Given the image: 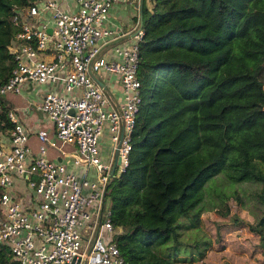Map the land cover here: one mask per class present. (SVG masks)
Instances as JSON below:
<instances>
[{"label":"trees","instance_id":"16d2710c","mask_svg":"<svg viewBox=\"0 0 264 264\" xmlns=\"http://www.w3.org/2000/svg\"><path fill=\"white\" fill-rule=\"evenodd\" d=\"M29 4L0 0V85L13 66L14 17ZM142 16V101L105 201L125 264H182L210 245L182 235L199 227L205 187L257 183L264 206V0H149ZM11 107L0 93V133L13 126ZM249 227L264 246V208ZM0 264H18L1 243Z\"/></svg>","mask_w":264,"mask_h":264},{"label":"built area","instance_id":"2783aa9c","mask_svg":"<svg viewBox=\"0 0 264 264\" xmlns=\"http://www.w3.org/2000/svg\"><path fill=\"white\" fill-rule=\"evenodd\" d=\"M115 1L30 0L14 17L13 66L0 93L21 94L29 82L32 89L60 82L64 91H35L43 93L37 108L51 132L46 125L29 130L9 108L13 126L0 133V243L18 264H125L112 240L105 192L116 150L114 174L127 164L142 101V27L138 20L135 40L118 41L126 30L108 23ZM99 70L113 77L108 91ZM104 129L113 142L110 159L101 154ZM48 145L62 158L48 157Z\"/></svg>","mask_w":264,"mask_h":264},{"label":"rangeland","instance_id":"374dc122","mask_svg":"<svg viewBox=\"0 0 264 264\" xmlns=\"http://www.w3.org/2000/svg\"><path fill=\"white\" fill-rule=\"evenodd\" d=\"M64 2L73 3L74 0ZM97 73L103 76L104 80L110 81L107 73L101 70ZM42 88L43 92L47 90L64 92L60 82H52L48 85L35 83L31 91H22L23 96L11 91L4 93L12 104L11 108L14 109L18 121H22L29 130L44 124L46 115L37 108V102L43 93L37 95V99L34 98L35 91ZM24 96L29 97L33 103L27 106ZM32 115L35 116L31 119ZM105 131L106 129L102 135ZM51 147L55 146H49L47 153ZM215 183L219 188L218 194L215 192L207 194L205 187L199 227L188 228L182 232L190 241L202 238L210 241V245L205 249L203 257L182 264H264V246L260 245L257 233L249 227L264 208L253 197L258 184L245 181L230 185L226 179L221 178L213 184ZM236 194L241 196V201L236 198Z\"/></svg>","mask_w":264,"mask_h":264},{"label":"crops","instance_id":"0c3cea01","mask_svg":"<svg viewBox=\"0 0 264 264\" xmlns=\"http://www.w3.org/2000/svg\"><path fill=\"white\" fill-rule=\"evenodd\" d=\"M145 2H149V0H116L112 4L110 8V12H109V18H108L109 25L115 30L119 29V27H123L126 30V35L123 37H120L118 41H124V43L127 44L135 40L136 27L138 26L137 21L138 20L140 21V9L142 10V5ZM50 56L51 55H47V57H50ZM97 80L102 84V86H105V90L108 91L109 90L108 83L113 82V77L110 76V79H109L110 81L105 80V82L102 81L100 77H97ZM31 90L32 88L30 86L28 91H31ZM23 94L24 93L22 92L21 95L23 96ZM30 96L32 97V95ZM24 97L26 98L25 101H26L27 106L33 103L31 102V99L29 97H26V96ZM34 98L37 99L36 96ZM34 116L35 115H32L31 119ZM45 125H46L47 131L51 132L53 130L51 124L44 123L42 126H45ZM29 144L31 145L33 150L37 149L39 142L34 134H31L29 136ZM112 146H113V142L110 140L109 133L106 130L105 133L101 137V144H100L101 154L104 159H110L112 157L111 155ZM47 155L50 158H56V159L62 158V154L57 149V147L56 148L51 147ZM114 161H115V157L113 158V162Z\"/></svg>","mask_w":264,"mask_h":264},{"label":"water","instance_id":"95a60500","mask_svg":"<svg viewBox=\"0 0 264 264\" xmlns=\"http://www.w3.org/2000/svg\"><path fill=\"white\" fill-rule=\"evenodd\" d=\"M142 21H143V16H142V10L140 9V24H139L140 28L142 27ZM49 30H50V28H49ZM30 86H31V83L29 82L28 85H27V89H29ZM117 163H119V157H118L117 150H116V152H115V161L113 162L111 170H110V176L111 177L114 176V169H115Z\"/></svg>","mask_w":264,"mask_h":264}]
</instances>
